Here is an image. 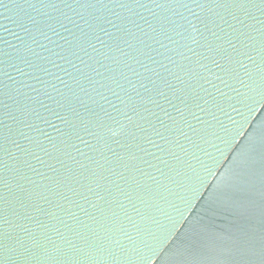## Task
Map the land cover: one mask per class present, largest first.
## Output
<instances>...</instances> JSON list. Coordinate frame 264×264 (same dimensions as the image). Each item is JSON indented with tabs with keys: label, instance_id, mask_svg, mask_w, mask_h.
Wrapping results in <instances>:
<instances>
[{
	"label": "water",
	"instance_id": "water-1",
	"mask_svg": "<svg viewBox=\"0 0 264 264\" xmlns=\"http://www.w3.org/2000/svg\"><path fill=\"white\" fill-rule=\"evenodd\" d=\"M0 264H264V0H0Z\"/></svg>",
	"mask_w": 264,
	"mask_h": 264
}]
</instances>
